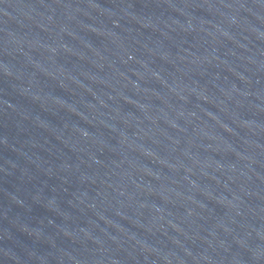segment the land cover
I'll return each mask as SVG.
<instances>
[{
  "label": "water",
  "instance_id": "95a60500",
  "mask_svg": "<svg viewBox=\"0 0 264 264\" xmlns=\"http://www.w3.org/2000/svg\"><path fill=\"white\" fill-rule=\"evenodd\" d=\"M0 264H264V0H0Z\"/></svg>",
  "mask_w": 264,
  "mask_h": 264
}]
</instances>
